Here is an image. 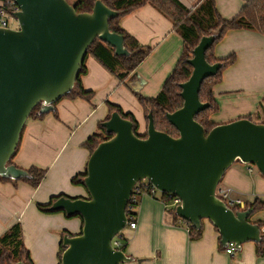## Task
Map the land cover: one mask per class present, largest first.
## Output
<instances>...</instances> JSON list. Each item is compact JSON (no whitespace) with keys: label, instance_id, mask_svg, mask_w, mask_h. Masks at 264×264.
Returning a JSON list of instances; mask_svg holds the SVG:
<instances>
[{"label":"water","instance_id":"95a60500","mask_svg":"<svg viewBox=\"0 0 264 264\" xmlns=\"http://www.w3.org/2000/svg\"><path fill=\"white\" fill-rule=\"evenodd\" d=\"M15 1L22 9L16 14L20 29H0V178L19 181L31 176L9 162L32 111L40 105L38 115L49 114L74 90L97 39L112 46L117 56L131 54L124 37L110 30L109 21L119 13L101 0L91 13L82 14L68 0ZM217 37H204L195 48L189 61L192 76L181 85L184 105L167 113L178 138L158 131L151 113L145 139L117 112L102 124L113 138L100 143L89 157L84 179L89 198L63 197L50 207L51 212L83 219L79 235L63 237L61 264L133 263L135 259L115 249L112 241L126 229L130 198L136 184L145 180L160 193L180 198L176 215L195 229L208 220L224 248L234 244L240 252L245 243H263L260 225L250 222L253 210L234 212L215 192L236 162L254 165L264 176V124L244 118L206 134L195 120L210 107L200 101L202 83L224 67L206 60Z\"/></svg>","mask_w":264,"mask_h":264},{"label":"crops","instance_id":"0c3cea01","mask_svg":"<svg viewBox=\"0 0 264 264\" xmlns=\"http://www.w3.org/2000/svg\"><path fill=\"white\" fill-rule=\"evenodd\" d=\"M192 8L198 0H179ZM222 17L232 19L242 10L245 0H215ZM121 26L142 45L152 48L151 54L131 75L127 84L107 71L95 58L87 59V74L82 77L86 90L95 92L91 102L63 99L56 105L57 115L47 114L41 120H29L21 146L14 159L22 169H47L45 179L37 188L26 182L0 180V236L15 223H21L23 240L30 250L34 264H58L63 231L78 234L82 227L79 218L68 220L63 214H44L37 204L65 195L71 198L88 197L87 189L71 180L85 170L90 157L83 147L108 114L107 102L134 114L140 132L148 127L144 110L135 92L155 98L174 71L183 51V40L172 23L150 5H145L124 17ZM217 59L235 54L236 63L227 68L222 81L215 87L219 111L213 122L223 125L244 119L258 109L264 118V35L247 30L229 31L215 47ZM236 162L223 177V186L251 203L264 201V176L247 170ZM245 198V199H244ZM137 228L124 232L127 239L125 254L141 264H264L257 255L256 243L242 245L240 252L229 255L221 248L220 234L208 221H203V234L191 241L186 226L174 219L165 208L161 195L144 194L136 210ZM261 221L264 231V211L251 217Z\"/></svg>","mask_w":264,"mask_h":264},{"label":"trees","instance_id":"16d2710c","mask_svg":"<svg viewBox=\"0 0 264 264\" xmlns=\"http://www.w3.org/2000/svg\"><path fill=\"white\" fill-rule=\"evenodd\" d=\"M97 1L98 0H72V2L70 3V0H68V2L74 6L78 14L91 13ZM101 1L111 10L119 13L118 18L109 21L110 30L124 37L125 47L130 52L131 56H117L115 49L112 46L97 39L88 50L87 57L81 68V73L74 90L70 94L63 97L61 100L81 99L91 102L94 98L95 92L86 90L82 84V77L87 74L86 63L89 57L95 58L114 77L118 78L122 83L127 84V81L129 80L131 75L136 72L139 66L151 54L152 48L142 45L135 37L127 32L121 26V21L124 17L130 15L141 7L150 5L172 23L174 31L183 40V51L174 71L167 78L161 91L155 98H146L141 93L135 92V97L144 110L147 124L149 123L148 116L151 113L153 115L155 127L158 131L167 133L174 138L179 137V132L177 131V129L168 121L167 113H174L175 111L181 109L184 105V100L181 96V85L186 83L192 76L193 67L190 65L189 61L194 56L195 48L199 45L200 41L204 37H210L214 34H217L218 37L215 43L206 51V60L210 65L222 63L224 67L218 72L216 76L207 78L202 83L199 98L203 104H209L210 107L205 111L197 114L195 120L205 128L206 134H208L216 126H219L220 124H217L212 120V116L219 111V105L215 99V87L221 83L224 71L230 66L234 65L237 58L235 54H232L225 59H217L214 52L215 47L229 31L233 30H247L264 35V0H245V4L240 13L232 19H226L221 16L217 9L215 0H198L192 8H188L179 0ZM58 103L59 102L54 105L55 110L51 113L57 115L56 105ZM107 106L109 110L107 118L99 123L98 130L94 134H92L83 145V147H85L89 151L90 155L100 143L113 138V134H108L107 130L102 126V124L108 121L111 117V114L114 112H117L121 115V117L133 123L134 133L139 138H147V130L145 133L140 132L139 122L133 113L126 112L120 106L115 105L111 102H107ZM40 108L41 106L39 105L32 111L28 121L41 120L47 115H38ZM253 118H262L260 116L259 109L254 114L245 117V119H249L251 121ZM260 123L264 124V121H261ZM25 128L26 125L22 131L20 142L18 144L16 152L9 162L10 164L15 165L14 159L19 152ZM16 167L19 168L18 166ZM24 170H26L30 174L31 178H22L19 181L26 182L33 188H37L41 184L48 172L47 169L35 166ZM86 177L87 166L83 172L78 173L76 176H74L71 182L74 185L82 186L87 189L84 183V179ZM0 180L3 182H19L3 178H0ZM143 193L144 191H133L132 195L133 197L136 196L135 199L137 200L136 202H133L134 198H131L127 207V214L130 220L136 219V210L139 207L140 197L143 195ZM160 195L161 200L165 204H170L171 200L168 194ZM63 197L71 198L65 195L54 196L50 198V200L45 204L38 203L37 209L44 214L62 213L67 219L79 218L82 222L83 227V219L79 215L69 217L64 211H50V207L52 206V204ZM86 198H89V193L88 197ZM71 199L75 200L78 198ZM249 209L253 210V215L260 211H264V201L257 198L253 202L247 203L245 210ZM168 211L169 214L174 216V219L176 221H180L186 226L191 241L199 240L202 237L204 220L202 221V228L200 230H197L192 226V224L180 219L176 215V208H170L168 209ZM233 211L238 212L239 209L234 208ZM252 223L260 225L261 229L263 228V223L261 221ZM82 227L78 234H72L68 231H63L61 233L58 264H61L62 255L65 251V248L63 247L64 235L68 234L71 237L79 235L82 231ZM262 236L264 238L263 231ZM115 239L119 240L120 245L119 247L114 248L125 252L127 248V239L124 237V235L121 233L117 235ZM256 247L257 255L259 257H264V240L262 244H256ZM221 248L224 247L221 245ZM18 262H23L25 264H34L30 250L24 244L23 228L21 223H15L3 235L0 236V264H16Z\"/></svg>","mask_w":264,"mask_h":264},{"label":"built area","instance_id":"2783aa9c","mask_svg":"<svg viewBox=\"0 0 264 264\" xmlns=\"http://www.w3.org/2000/svg\"><path fill=\"white\" fill-rule=\"evenodd\" d=\"M20 12H22V9L16 3L15 0H0V29H11L10 27L12 25H15V29H12V30H16V31L19 30L20 24H19V21L16 17V14H18ZM247 166H248L247 170L250 173H252L253 168L250 167L249 165H247ZM134 191H136V192L144 191L143 195L148 194L151 196H154V195L160 193L157 188H155L152 184H150L146 180L137 183L135 188H134ZM160 194H162V193H160ZM215 195L218 199H220L222 202H224L227 207H229L232 210L234 208H238L239 211H245V209H246L247 203L244 200H242L241 198L237 197L234 194V190L232 188L224 187L223 185L219 184V186L216 189ZM131 198H134L133 202H136V200H137V199H135L136 196L133 197V195H132ZM169 198H170L171 202L168 205L165 204L166 210H168L170 208H177L178 206H180L182 204L181 199L178 197H171L169 195ZM127 216H128V214H127ZM127 228H129L131 230H135L137 228L136 219L130 220L128 217V224H127L126 229ZM126 229L122 232L123 235H124V232L126 231ZM115 238L112 241V245H113V247H119L120 242L118 239H115ZM226 252L229 255H233L236 252L234 244H230L229 247L226 249Z\"/></svg>","mask_w":264,"mask_h":264},{"label":"rangeland","instance_id":"374dc122","mask_svg":"<svg viewBox=\"0 0 264 264\" xmlns=\"http://www.w3.org/2000/svg\"><path fill=\"white\" fill-rule=\"evenodd\" d=\"M71 2H72V0H70V3H71ZM10 28H11V29H15V25H12ZM252 121H253L254 123L259 124L261 121H264V118H263V117L260 118V119L253 118ZM249 166L253 168V171H255V172H257V173H260V172L258 171V169L256 168V166H254V165H249ZM221 185H223V183H221ZM158 194H160V193H158ZM244 199H245V198H244ZM244 201H245V200H244ZM60 214H62V213H60ZM73 219H76V218H73ZM68 220H71V219H68ZM70 233H72V232H70ZM60 235H61V234H60Z\"/></svg>","mask_w":264,"mask_h":264}]
</instances>
